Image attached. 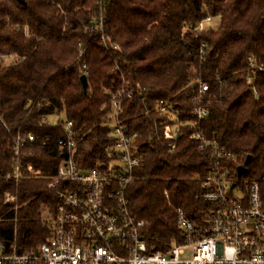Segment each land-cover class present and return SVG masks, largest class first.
Returning <instances> with one entry per match:
<instances>
[{
	"label": "trees",
	"instance_id": "16d2710c",
	"mask_svg": "<svg viewBox=\"0 0 264 264\" xmlns=\"http://www.w3.org/2000/svg\"><path fill=\"white\" fill-rule=\"evenodd\" d=\"M99 13L98 0H0L3 173L11 171L16 134L35 136L23 149L20 182L0 180V238L21 253L35 251L50 236L48 213L60 190L47 185L62 162L58 141L64 133L41 127V117L73 122L81 167L106 165L110 96L122 77L140 86L132 100L123 101L121 118L136 133L142 155L127 198L132 214L145 223L150 248L166 251L179 242L175 209L200 222L211 208L198 198L209 158L186 128L171 150L164 129L172 122L158 110L160 101L185 122L200 83L206 84L202 131L234 155V170L251 157L235 182H264V0H108L103 32L93 27ZM207 17L219 19L218 26L197 32ZM101 35L118 50L108 51ZM6 55L17 58L4 61ZM6 192L18 195L17 225L4 204Z\"/></svg>",
	"mask_w": 264,
	"mask_h": 264
},
{
	"label": "built area",
	"instance_id": "2783aa9c",
	"mask_svg": "<svg viewBox=\"0 0 264 264\" xmlns=\"http://www.w3.org/2000/svg\"><path fill=\"white\" fill-rule=\"evenodd\" d=\"M107 3L98 0L100 13L93 27L100 32ZM211 22L212 18L207 17L195 30L201 33ZM101 40L108 51L118 50L104 35ZM83 53L81 50L79 56ZM2 58L9 61L17 56ZM250 65L256 67L255 61L251 60ZM82 71L88 73L86 65ZM139 89L138 84L133 86L122 77L121 88L110 96L112 144L106 165L81 167L76 160L79 139L73 122L52 123L50 116L41 117V127H61L64 133L58 141L62 162L47 185L49 190L60 188L53 212L48 213L51 234L35 251L25 253L14 245L8 247L0 238V264H264V182H235L234 155L202 131L201 122L208 115L203 99L208 86L204 83L192 98L194 108L185 122L165 101L158 103V110L171 118L172 123L164 129L171 150L176 147L180 130L186 128L198 149L207 154L209 171L198 198L211 208L200 222L187 217L182 209H175L179 242L166 251L149 247L143 233L145 223L132 214L127 198L142 155L137 151L136 133L121 118L123 101L132 100ZM34 141L31 132L16 134L11 171L6 173L1 171L0 150V180L6 178L16 185L20 182L23 149ZM3 200L17 225L18 195L6 192Z\"/></svg>",
	"mask_w": 264,
	"mask_h": 264
},
{
	"label": "water",
	"instance_id": "95a60500",
	"mask_svg": "<svg viewBox=\"0 0 264 264\" xmlns=\"http://www.w3.org/2000/svg\"><path fill=\"white\" fill-rule=\"evenodd\" d=\"M19 3L24 4L25 0H17ZM81 84H82V88L83 91L86 93L87 92V88H88V81H87V76L86 75H82L81 78ZM250 156H247L244 164L240 167H238L237 169V178L241 179L243 177V175L245 174L246 171V166L248 165L249 161H250Z\"/></svg>",
	"mask_w": 264,
	"mask_h": 264
},
{
	"label": "rangeland",
	"instance_id": "374dc122",
	"mask_svg": "<svg viewBox=\"0 0 264 264\" xmlns=\"http://www.w3.org/2000/svg\"><path fill=\"white\" fill-rule=\"evenodd\" d=\"M218 24H219V19H215V20H212V22H211V24H209V26H212L213 28H216L218 26ZM58 119L59 118H57V117H51L50 121L52 123H56L58 121ZM186 256H189L188 253H187Z\"/></svg>",
	"mask_w": 264,
	"mask_h": 264
}]
</instances>
